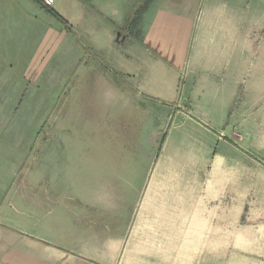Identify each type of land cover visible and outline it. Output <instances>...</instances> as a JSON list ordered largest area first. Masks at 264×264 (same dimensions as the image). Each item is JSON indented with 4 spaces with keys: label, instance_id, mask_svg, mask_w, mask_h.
I'll use <instances>...</instances> for the list:
<instances>
[{
    "label": "crops",
    "instance_id": "0c3cea01",
    "mask_svg": "<svg viewBox=\"0 0 264 264\" xmlns=\"http://www.w3.org/2000/svg\"><path fill=\"white\" fill-rule=\"evenodd\" d=\"M103 1L0 0V63H19L32 43L26 40L38 37L42 19L51 22L48 17L98 48L101 40L89 30L100 20L107 25L106 42L112 43L114 35L122 42L119 70L130 89L164 100L185 63L183 44L191 34L186 76L194 88L187 104L210 106L213 114L201 120L217 129L188 118L199 138L180 132L185 152H176L168 135L138 184V170H111L114 179L106 173L97 187L99 200L86 206L83 217L75 214L88 234L81 233V244L49 242L45 232L55 231L53 224L40 221L37 228L39 217L26 207L18 211L19 224L11 222L9 186H3L0 264H264V161L257 158L264 149V73L251 74L244 53L251 33L242 29L234 7L223 3L228 0H204L198 14L195 0H184L185 5L153 0L141 14L133 11L125 25L126 18L123 24L115 19L116 0ZM194 17L200 20L193 27L188 22ZM48 27L41 47L46 51L55 45L58 31L64 32ZM3 90L0 86V95H8ZM144 108L134 105L131 111ZM27 217L36 226H28ZM73 225L67 217V238Z\"/></svg>",
    "mask_w": 264,
    "mask_h": 264
},
{
    "label": "rangeland",
    "instance_id": "374dc122",
    "mask_svg": "<svg viewBox=\"0 0 264 264\" xmlns=\"http://www.w3.org/2000/svg\"><path fill=\"white\" fill-rule=\"evenodd\" d=\"M152 1L116 0L115 19L123 24L126 18L125 25L133 11L141 14ZM179 2L185 5L184 0H170L172 4ZM203 2L195 0V14ZM223 3L234 7L239 21H243L242 29L251 33L250 44L244 49L251 74L264 73V0ZM48 19L51 22L42 19L44 29L37 38L26 40L32 43L27 45L19 63H0V86L8 93L0 95V195L3 186H9L6 202L11 203V222L19 224L18 211L22 207L35 211L40 219L37 228L42 226L40 221H51L55 231L44 227L49 242L64 247L81 244V233L88 235L75 220L79 216L75 214L83 217L86 206L99 200L97 187L106 173L114 179L111 170L126 168L129 174L138 170V184L168 135L172 138L171 150L185 152L179 133L193 138L201 134L188 118L206 124L202 116L212 115L213 110L210 106L187 104L194 88L193 79L186 76V60L193 51L191 34H187L183 44L181 59L185 63L177 71L173 91L160 100L136 95L130 89L128 78L119 70L122 42L116 41L115 35L112 43L106 42L107 25L99 20L90 26L91 37L98 35L101 40L96 48L93 42L88 45L78 31L65 30ZM199 20L194 17L188 23L194 27ZM47 26L64 29L58 31L56 43L48 51L41 49ZM78 56L81 61H76ZM3 76L8 79L3 80ZM134 105L145 106V111L132 112ZM205 126L213 132L217 129ZM143 153L148 155L142 156ZM262 154L257 158L264 161V149ZM35 195L39 196L37 210ZM67 217L74 222L68 238L63 228ZM26 219L28 226H36L35 219Z\"/></svg>",
    "mask_w": 264,
    "mask_h": 264
},
{
    "label": "trees",
    "instance_id": "16d2710c",
    "mask_svg": "<svg viewBox=\"0 0 264 264\" xmlns=\"http://www.w3.org/2000/svg\"><path fill=\"white\" fill-rule=\"evenodd\" d=\"M37 2H41V0H36ZM47 8V7H46ZM49 13L52 14V16H54L57 20H59L60 22H64V20L56 13L54 12L53 10L51 9H47ZM138 11V10H136ZM136 11L134 12V15L136 14Z\"/></svg>",
    "mask_w": 264,
    "mask_h": 264
},
{
    "label": "built area",
    "instance_id": "2783aa9c",
    "mask_svg": "<svg viewBox=\"0 0 264 264\" xmlns=\"http://www.w3.org/2000/svg\"><path fill=\"white\" fill-rule=\"evenodd\" d=\"M44 3H45L46 5H50V4L52 3V0H44Z\"/></svg>",
    "mask_w": 264,
    "mask_h": 264
}]
</instances>
